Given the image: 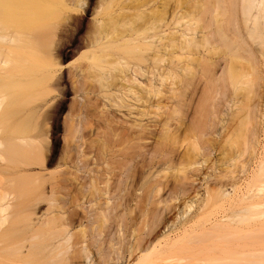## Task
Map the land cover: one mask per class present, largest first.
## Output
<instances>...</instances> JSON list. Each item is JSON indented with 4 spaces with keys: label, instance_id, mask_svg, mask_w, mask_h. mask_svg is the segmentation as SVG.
Returning a JSON list of instances; mask_svg holds the SVG:
<instances>
[{
    "label": "bare ground",
    "instance_id": "bare-ground-1",
    "mask_svg": "<svg viewBox=\"0 0 264 264\" xmlns=\"http://www.w3.org/2000/svg\"><path fill=\"white\" fill-rule=\"evenodd\" d=\"M50 1L0 0V264H99L93 262L96 242L92 237L102 235L109 221L106 209L111 204V191L118 190L117 183L112 189L115 160H125V169L129 160L155 153L148 162L144 159L140 165L137 161L125 181L127 187L139 184L146 167L153 170L163 159L172 162L175 144L187 140L173 128L172 120L184 112L199 80L205 79L207 85L224 80L239 91L254 92L253 58L247 59L253 65L248 73L234 63L246 46L239 30L231 27L233 0H217V5L211 0H193L181 10L179 0L161 2L149 10L144 9L146 1L132 0L109 19L99 18L101 12L96 10L94 31L81 54L88 61L71 71L72 87L79 92L99 82L110 108L129 109L130 113L115 119L106 109L97 114L100 120L84 124L88 132L81 136L77 134L82 114L66 117L64 146L56 159L58 107L66 87L63 58L69 47L60 36L64 31L62 28L60 32V21L69 17V12L81 9L84 2L60 0L64 11L58 14L59 6ZM245 1L242 6L248 19L258 22L264 14V0L242 3ZM198 3L203 12L195 16ZM205 12L214 14V21L202 20ZM219 13L225 16L222 21ZM77 18L70 16L78 22ZM117 24L126 30L119 31L116 39L105 41L112 35L107 26L115 30ZM221 50L233 56L219 75L213 55ZM244 78L247 86H242ZM134 110L136 117L131 115ZM205 110L201 104V119L191 125L192 136L196 137L191 145L194 150L200 149L198 136L205 133ZM151 113L160 119V130L145 123L144 117ZM257 125L249 113L233 144L255 149ZM263 167L256 176L259 190H264ZM80 175H86L87 180L81 182ZM73 180L82 191L81 198L72 194ZM139 185L146 194L136 199L147 200L159 196L164 181L158 176ZM119 198L125 199L122 195ZM79 202L91 204L93 220L89 215L76 216L72 204ZM43 203L47 207L41 213ZM259 208H264V201L248 207V215L241 216L240 222L251 223L247 228L219 226L221 230L231 229L230 234L239 240L225 257L197 258L195 254L202 249L195 251V244L182 245L175 240L160 245L133 244L131 251L141 254L131 264H264V252L260 251L264 247V220L252 224L259 215L264 216V209L256 211ZM85 220H90L89 226ZM97 253L104 257L102 247Z\"/></svg>",
    "mask_w": 264,
    "mask_h": 264
},
{
    "label": "rangeland",
    "instance_id": "rangeland-1",
    "mask_svg": "<svg viewBox=\"0 0 264 264\" xmlns=\"http://www.w3.org/2000/svg\"><path fill=\"white\" fill-rule=\"evenodd\" d=\"M130 1L132 2V0H83L84 5L81 9L73 12L74 14L69 12V17L67 15V18L63 17L61 21L59 20L60 23L63 22L60 32L64 29L60 36H64L63 39L69 47L64 50L65 57L63 58V80L66 87L58 107L59 131L56 159L60 157L64 146L66 117L82 114L78 119L81 123L79 124L80 132L77 134L81 136L88 132L84 124L86 122L92 124L100 120L97 114L105 112L106 109H110V115L115 119L122 117L123 113H130L129 109L122 108L120 111L110 108V102L103 96L104 88L101 83L93 82L87 90L77 92V89L72 87L70 78V73L76 66L88 61L81 54L87 50L84 43L95 28V11L101 12L97 15L99 18L109 19L111 14L122 11L123 6ZM144 1L148 3L144 9L149 10L153 5H160L168 0ZM190 1L193 0H179L180 10ZM196 1L201 2L202 0ZM211 1L217 5V0ZM242 1L244 0H233V3H236L233 4L234 7L231 6L235 11L231 27L239 30L246 46V50L240 51V57L235 58L234 63H237L242 72L248 73L253 70V65L248 63L247 59L253 58L256 68L254 92L239 91L231 82L224 80L215 81L210 85L205 83V79L197 82L195 89H192L186 100L187 105L184 107V112L176 114L172 120L173 128L182 136L186 135L187 140L175 144L170 155L172 162L165 163L166 160L163 159L153 170L146 167L143 178L139 180V184H143L158 176L162 178L164 185L158 197L152 196L147 200H137L136 197L145 195L146 191L139 184L135 187L132 185L127 187L125 182L128 174L136 168L137 161H140V165L144 159L148 162L152 156H155L154 152L150 156L138 157L135 161L129 160L125 169L122 168L125 160L122 158L115 160L112 189L117 183L115 188L118 190L111 191V204L106 209L109 221L103 234L96 233L92 237V240L96 242L94 244L96 255L93 262L131 264L141 254L138 253L139 251H131L133 244L140 246L153 242V244L160 245L175 240H180L182 245L195 244V251L202 249L203 252L195 254L197 258L205 256L222 258L225 257L227 251L237 247L239 240L237 235L230 234L231 229L221 230L219 226L247 228L251 225L248 222H240L241 216L248 215L246 210L248 207L264 201V190H259L256 177L260 166H264V14L260 15L258 22L249 20L242 6L247 2L242 3ZM50 2L54 3L53 6L56 8L59 6L58 14L64 11L61 10L63 8L60 0ZM200 5L198 3L194 8L195 16L203 12V7ZM66 13L63 14L66 15ZM70 14L78 17V22L70 20ZM218 18L222 21L225 16L219 13ZM202 20L212 22L214 14L205 12ZM138 23L142 24V22ZM223 23L226 24L224 21ZM216 26L213 23L212 28L216 29ZM123 27L118 25L117 29L113 30L112 27L107 26L112 35L105 38V41L116 39L119 31L126 30V27ZM255 29L257 33L254 32ZM232 56V52L224 50L213 55L218 61L219 75L231 61ZM93 73L99 74L100 72L93 70ZM244 80L242 86H247V78ZM201 104L206 106L205 117L202 118L205 133L198 136L200 149L194 150L191 145L196 137L192 136L195 133L192 132L191 125L198 123L201 119ZM249 113L252 114L256 124L258 123V142L255 140L257 142L255 149L253 147L246 149L244 145L233 144V138L240 124ZM131 115L136 117L135 110ZM164 117L162 116L161 120ZM144 118L145 123L148 122L147 124L155 126L154 129H161L160 119H157L154 113ZM76 140L80 141V138ZM157 160L159 161L158 158ZM79 180L85 182L87 176L80 175ZM73 182L75 184L72 194L81 198L79 195L82 191L76 186V180ZM84 191L88 192V189ZM120 195L125 199L119 200ZM78 204L82 205L78 206ZM72 205L76 216L89 215L90 220L94 219V211L90 203L83 205L79 202ZM46 207L47 203H43L41 213ZM263 209L259 208L256 211ZM90 220H85V225L89 226ZM263 220L264 216L259 215V218L252 221V224H258ZM99 247H102V254H104L102 258L97 253ZM262 248L260 251L264 252V247ZM96 258H98L97 261ZM85 262L90 264V261Z\"/></svg>",
    "mask_w": 264,
    "mask_h": 264
}]
</instances>
